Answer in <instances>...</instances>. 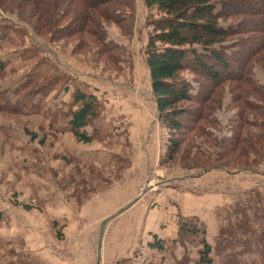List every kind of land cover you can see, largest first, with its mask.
Here are the masks:
<instances>
[{
    "label": "rangeland",
    "instance_id": "374dc122",
    "mask_svg": "<svg viewBox=\"0 0 264 264\" xmlns=\"http://www.w3.org/2000/svg\"><path fill=\"white\" fill-rule=\"evenodd\" d=\"M124 13L132 17L128 36L111 25L106 28L108 45H91L89 50L74 51L77 40L52 42L15 15L0 10V61L8 62L0 77V102L4 103L6 96L14 104L20 102L15 106L17 114H0V264H22L20 260L29 264H82L85 258L86 264H95L101 223L92 224L86 219L84 207L96 195L117 188L115 185L121 184L127 173L136 175L144 163L146 181L128 206L136 200L150 210L159 208L154 204L162 191L159 182L169 174L178 173L182 175L179 178L187 180L186 184L198 178L209 180L207 190L223 195L225 201L230 200L217 208L205 225L211 244L219 227L226 223L228 209L237 201L243 204L249 199L251 216L257 213L251 223L256 228L264 223V148L263 160L248 168H238L237 164L221 168L213 162L204 170L185 167L179 157L187 146L174 162L161 164L170 134L158 118L145 56L151 31L148 22L158 16L156 10L145 7L143 0H133L131 12L124 10ZM47 65L68 77L67 93H63L64 81H61L45 99H39L32 87L15 96L22 85L48 68ZM256 68L255 77L264 86V73ZM180 78L193 91L202 83L190 71L183 72ZM74 89L91 93L100 102L97 119L87 127L88 132L97 131L96 140L89 145L76 142L68 132H61L68 114L76 109L71 104ZM32 94L35 98L28 105L25 99ZM229 103L226 94L221 108L213 114L216 123L207 127L211 139L221 141L232 136L231 120L236 110ZM51 114L56 117L50 119ZM249 118L255 120L252 115ZM251 128L252 132L258 131ZM195 141L209 152L211 161L216 159L217 148L202 144L201 138ZM154 142L159 147L155 158L133 167L136 158L144 156V152L147 155L145 148ZM207 170L212 172L205 173ZM79 181L86 182L80 185ZM130 195H112L111 200L122 202ZM23 205H29L31 210H24ZM167 207L170 208L166 204ZM140 217L147 218L145 214ZM118 219L117 216L107 221L101 233L104 239L109 237ZM124 219H120L118 228L128 232ZM183 219L187 218L179 220L178 228ZM138 224L142 227L140 221L131 223L134 227ZM140 229L139 246L126 252L134 264L196 263L200 246L194 236L180 241L177 237L176 244H171V240L163 253H157L147 248L144 240L147 232ZM133 237L136 239V235ZM120 250L114 251L117 258L123 255ZM121 259L126 258L116 260Z\"/></svg>",
    "mask_w": 264,
    "mask_h": 264
},
{
    "label": "trees",
    "instance_id": "16d2710c",
    "mask_svg": "<svg viewBox=\"0 0 264 264\" xmlns=\"http://www.w3.org/2000/svg\"><path fill=\"white\" fill-rule=\"evenodd\" d=\"M143 1L158 16L148 22L151 31L145 56L158 118L170 134L161 164L174 162L184 146L187 147L179 159L190 168L204 170L211 162L221 168L233 164L248 168L262 161L264 86L258 83L255 69L259 67L264 73V0ZM132 7L133 0H0V10L15 15L52 42L77 40L74 51L89 50L91 45L105 47L106 28L111 25L128 36L132 17L130 13L125 16L124 10L131 12ZM7 64L0 61V77ZM47 66L22 85L15 96L32 87L39 99H45L61 81V89L67 93L68 77ZM185 71L202 80L197 91L180 78ZM35 94L26 97L28 105ZM71 94V104L76 109L68 114L61 132H68L78 143L92 144L97 131L88 132L87 127L97 119L100 102L95 95L79 89ZM226 94L230 97L229 107L236 110L231 120L233 134L218 141L211 139L207 127L216 123L213 114L221 108ZM4 101L0 102V114H17L15 106L20 102L14 104L7 96ZM52 114L50 119L56 117ZM251 115L255 120L250 121ZM251 127L258 131L252 132ZM197 138L202 139V144L217 148L215 160L211 161L209 152L195 143ZM22 208L31 210L29 205ZM250 209L249 199L243 204L235 202L213 244L207 240L204 223L196 217L183 219L177 241L188 236L198 239L200 249L195 264H264V223L256 228L251 220L257 213L251 216ZM168 243L153 235L147 248L163 253ZM115 264L134 263L126 258Z\"/></svg>",
    "mask_w": 264,
    "mask_h": 264
},
{
    "label": "crops",
    "instance_id": "0c3cea01",
    "mask_svg": "<svg viewBox=\"0 0 264 264\" xmlns=\"http://www.w3.org/2000/svg\"><path fill=\"white\" fill-rule=\"evenodd\" d=\"M145 149L147 155H145L144 152V156H138L133 167H137V164L141 161H145L146 159L148 161L155 158L154 156L158 154L159 147L157 143L154 142L153 145L148 146ZM137 150L139 151V149ZM140 154H142V152H140ZM144 166H146L145 163L142 165V168L139 169L140 171L134 176H131L130 173L127 175V173L126 177L122 179L123 182L115 185L117 188L96 195L91 198L84 207V210L86 211L84 217L91 221L92 224H98L100 222L101 225L99 229L101 230V233L110 218L119 217L114 227L111 228L110 235L107 239H104L103 234L100 233L99 238L97 239V260L95 264H113L123 256H125V258L129 257L127 254L128 251H133L140 244V228L144 229V232H147L145 234L146 236H144V240L147 243L153 240V235H156L158 239L171 241L178 237V223L181 218L197 217L207 226L210 221L209 218L214 216V212L217 208L222 206L225 202L229 203L230 201H225V198H223L224 196L221 194L219 195L218 193L207 190V182L209 180L198 178L192 183L186 184L187 180L179 178L182 175L176 173L175 175L169 174L164 180L159 182V186L160 184L162 185V191L158 194V197H156V201L154 202V204L157 203L159 205V208L150 210L144 205V203L143 205L142 203H136V200L128 206V203L133 199V195L136 193L137 189L146 181L148 173H146V168H144ZM212 170H207L205 173L212 172ZM214 170L219 169L214 168ZM130 193L131 195L124 200L126 202H115L114 200H111L112 195L115 196L120 194L121 196H125ZM166 204L170 206V208H166ZM143 214L149 218H146L148 223L145 222L146 219L142 220L140 217ZM177 215L181 218H178ZM121 218H125L124 224L127 225L128 232L119 230L118 223ZM128 218H131L130 221H127ZM133 221H137L138 223L140 221L142 227H139V224L134 227V225H131ZM136 227H138V229L134 230ZM130 228L131 231L129 232ZM135 235L136 239L133 237ZM118 248L121 249L120 251L122 252L120 253L123 254L119 258H117L114 253L115 249ZM91 252V259H93L94 250ZM88 260H90V255ZM86 261L87 258H85L82 264H86Z\"/></svg>",
    "mask_w": 264,
    "mask_h": 264
},
{
    "label": "water",
    "instance_id": "95a60500",
    "mask_svg": "<svg viewBox=\"0 0 264 264\" xmlns=\"http://www.w3.org/2000/svg\"><path fill=\"white\" fill-rule=\"evenodd\" d=\"M99 250H100V244H99ZM100 256V255H99Z\"/></svg>",
    "mask_w": 264,
    "mask_h": 264
}]
</instances>
